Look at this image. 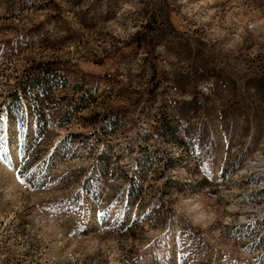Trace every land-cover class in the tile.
<instances>
[{
  "label": "rangeland",
  "instance_id": "rangeland-1",
  "mask_svg": "<svg viewBox=\"0 0 264 264\" xmlns=\"http://www.w3.org/2000/svg\"><path fill=\"white\" fill-rule=\"evenodd\" d=\"M0 264H264V0H0Z\"/></svg>",
  "mask_w": 264,
  "mask_h": 264
},
{
  "label": "snow or ice",
  "instance_id": "snow-or-ice-1",
  "mask_svg": "<svg viewBox=\"0 0 264 264\" xmlns=\"http://www.w3.org/2000/svg\"><path fill=\"white\" fill-rule=\"evenodd\" d=\"M20 182H21V183H23V181H22V180H21Z\"/></svg>",
  "mask_w": 264,
  "mask_h": 264
}]
</instances>
